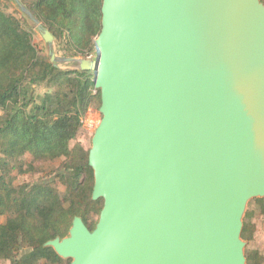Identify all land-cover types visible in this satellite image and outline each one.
Wrapping results in <instances>:
<instances>
[{
	"label": "water",
	"instance_id": "obj_1",
	"mask_svg": "<svg viewBox=\"0 0 264 264\" xmlns=\"http://www.w3.org/2000/svg\"><path fill=\"white\" fill-rule=\"evenodd\" d=\"M46 42L53 34L31 10ZM88 154L91 229L44 246L70 264H248V202H264V1L103 0ZM54 66L56 55L50 50Z\"/></svg>",
	"mask_w": 264,
	"mask_h": 264
},
{
	"label": "trees",
	"instance_id": "obj_2",
	"mask_svg": "<svg viewBox=\"0 0 264 264\" xmlns=\"http://www.w3.org/2000/svg\"><path fill=\"white\" fill-rule=\"evenodd\" d=\"M72 57H89L102 28L103 0H22ZM264 1V0H262ZM54 79V90L35 95L34 86ZM101 103L94 73L59 70L32 43L31 33L15 16L0 9V261L10 264H70L44 244L65 237L75 216L89 226V210L73 195L85 188L91 193L93 169L89 149L71 145L83 118ZM34 161L63 158L57 177L65 191L45 181L15 183V172H32L22 157ZM264 204L262 198H258ZM100 209L103 199H99ZM99 209V210H100ZM250 215L247 214V217ZM4 218V220H2ZM254 226L244 223L242 237ZM248 264H262L258 250L247 255Z\"/></svg>",
	"mask_w": 264,
	"mask_h": 264
},
{
	"label": "rangeland",
	"instance_id": "obj_3",
	"mask_svg": "<svg viewBox=\"0 0 264 264\" xmlns=\"http://www.w3.org/2000/svg\"><path fill=\"white\" fill-rule=\"evenodd\" d=\"M27 8L28 6L20 0ZM27 4L30 3L29 0H25ZM0 9L6 13H9L16 18H18L23 27L26 28L32 36V43L35 44L39 50V52L51 59L50 50H53L56 55L55 62L58 64L57 69L59 70H69L76 69L78 63L76 62H64L61 58L63 56H69L65 49H63V44L59 43V41L54 37L53 42L49 44L45 41L42 36V32L39 30L38 23H36L32 18L29 17L28 14L23 12L19 6V4L15 0H0ZM29 9V8H28ZM30 10V9H29ZM34 15V14H33ZM35 16V15H34ZM36 18V17H35ZM39 23L43 24L39 20ZM46 28V27H45ZM97 55V49L95 47L94 54L89 56L91 58H95ZM54 79L50 78L48 81H44L41 84L35 85V95L42 96L46 92H51L54 90ZM100 103L91 108L88 113L84 116V123L82 125L81 131L76 139L71 142V145L74 146L76 144H81L85 149H90L91 147V139L94 134L96 126L99 124L100 119L102 117L99 111ZM4 115L3 110L0 109V119ZM93 120V123H92ZM22 160L25 162L27 166L33 164L35 166V170L32 172L22 173L19 171L15 172V183H24L30 182L32 184L41 182L42 179L45 181L53 182L50 187L58 189L60 192L65 191L64 183L57 177V174L61 169V165L63 162V158L58 159L56 161L49 162H39L34 161L32 156L29 153H26ZM78 203L82 206H85L89 210V228H93L98 220L100 213V203H97L98 200L92 199V191L91 193L83 186L77 194L73 195ZM258 198L251 199L247 206L244 215V223L250 222L254 226L252 233H246L243 236V240L246 242L245 246V254L246 256L253 250H258L259 253L263 256L262 264H264V204H260L257 201ZM100 209V210H99ZM247 214L250 215L247 217ZM4 220V218L2 219ZM64 259V258H63ZM68 260V259H64ZM0 264H10L9 260H1Z\"/></svg>",
	"mask_w": 264,
	"mask_h": 264
},
{
	"label": "built area",
	"instance_id": "obj_4",
	"mask_svg": "<svg viewBox=\"0 0 264 264\" xmlns=\"http://www.w3.org/2000/svg\"><path fill=\"white\" fill-rule=\"evenodd\" d=\"M84 120H85V119L83 118V120H82L83 123H84ZM92 123H93V120H92Z\"/></svg>",
	"mask_w": 264,
	"mask_h": 264
}]
</instances>
